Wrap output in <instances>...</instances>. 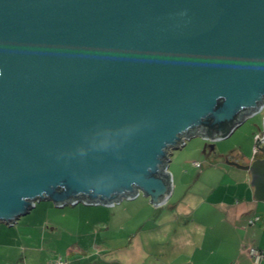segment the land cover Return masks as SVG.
I'll return each instance as SVG.
<instances>
[{
  "label": "water",
  "instance_id": "water-1",
  "mask_svg": "<svg viewBox=\"0 0 264 264\" xmlns=\"http://www.w3.org/2000/svg\"><path fill=\"white\" fill-rule=\"evenodd\" d=\"M264 102V0H0V221L171 194L182 137ZM264 130V116L262 118ZM247 164L264 201V145Z\"/></svg>",
  "mask_w": 264,
  "mask_h": 264
},
{
  "label": "crops",
  "instance_id": "crops-1",
  "mask_svg": "<svg viewBox=\"0 0 264 264\" xmlns=\"http://www.w3.org/2000/svg\"><path fill=\"white\" fill-rule=\"evenodd\" d=\"M199 142L192 153L202 159L192 158L188 169L182 166L178 189L173 174L176 197L158 205L154 216H145L131 228V218L140 213L131 208L132 202L107 208L106 216L78 208L73 213L78 221L63 228L61 253L49 264L59 256L67 264H264V257L254 263L248 253L250 246L264 251V202L253 198L249 170L231 163L247 164L258 155L230 159L212 143L202 149ZM216 214L219 218L214 221ZM256 215L260 218L248 223ZM52 224L51 233L58 229Z\"/></svg>",
  "mask_w": 264,
  "mask_h": 264
},
{
  "label": "rangeland",
  "instance_id": "rangeland-1",
  "mask_svg": "<svg viewBox=\"0 0 264 264\" xmlns=\"http://www.w3.org/2000/svg\"><path fill=\"white\" fill-rule=\"evenodd\" d=\"M263 116L264 108L261 111L246 117L245 120L225 138L208 139L200 135H194L185 140V144L182 147L173 149L171 161L170 156L168 161V172L171 176V198L169 196L166 201H172L176 197L178 183L180 182V169L182 166L186 165V168L188 169L192 158H201L198 155L197 158H195L192 153L193 146L197 143L198 145L200 144L199 139L202 141V149L205 144L210 145L212 143L216 149L219 148L220 151L227 152L230 159L237 158L239 160L240 155H245L246 158H249L254 147L255 135L262 130ZM194 141L195 143L192 144ZM259 154L260 152L258 155ZM204 157L205 156L203 155V158ZM193 171L195 174L197 169H194ZM173 174L175 175V186L177 188L174 193ZM212 177L218 180L217 175L212 174ZM205 180L206 179H199L198 181L203 183ZM181 183L183 184V182ZM215 198L216 197L214 196V199ZM128 202H132L131 208L140 210V213L137 216L134 214L131 218V228H136L145 216L149 217L155 215V208L157 206H154L150 202L149 197L141 192L133 199H122L113 205H86L78 202L74 205L67 204L58 207L55 206L51 200L40 199L35 202L34 207L31 208L29 213L21 215L13 224L9 225L0 221V264H49V261L53 260L55 255L61 253V251L58 250L61 249L60 247L65 241L63 228L70 227L72 223L78 221L77 216H73V213L78 211V208H92L94 211L98 210L100 215L106 216L107 208L126 204ZM61 210H63V212H69L66 215L65 213L60 214L54 212ZM199 213L200 211L198 214ZM205 215L207 214L205 213ZM218 218L219 215L216 214V217L214 216V221H217ZM205 219L207 220V217H205ZM50 223H53L52 225L58 227L57 230L55 229L53 231L54 233L48 231L50 229ZM218 227L216 228L219 233L220 229Z\"/></svg>",
  "mask_w": 264,
  "mask_h": 264
},
{
  "label": "built area",
  "instance_id": "built-area-1",
  "mask_svg": "<svg viewBox=\"0 0 264 264\" xmlns=\"http://www.w3.org/2000/svg\"><path fill=\"white\" fill-rule=\"evenodd\" d=\"M263 108H264V102L261 103L258 111H256V112L261 111ZM256 112H252L250 115H252V114H254ZM182 139H183V144H180L181 146H183L185 144V140H187L189 138L182 137ZM255 139H259L260 140V145H264V130H261V132L256 134L255 135ZM258 151H259L258 146L254 145L253 150H252V157H254L257 154ZM194 163L197 166L199 165V162H194ZM167 170H168V168H167ZM115 203H118V202H114L113 204H115ZM259 218H260V216H258V215L250 217V218H248V223H253L255 220H258ZM248 253H249V255L252 258L254 263H258L264 257V251L260 250L258 248H255L253 246L249 247ZM51 264H67V260L65 258L59 256Z\"/></svg>",
  "mask_w": 264,
  "mask_h": 264
},
{
  "label": "flooded vegetation",
  "instance_id": "flooded-vegetation-1",
  "mask_svg": "<svg viewBox=\"0 0 264 264\" xmlns=\"http://www.w3.org/2000/svg\"><path fill=\"white\" fill-rule=\"evenodd\" d=\"M259 152H260V151H258L257 154H256L255 156H257ZM258 156H261V152H260V154H259ZM258 156H257V157H258Z\"/></svg>",
  "mask_w": 264,
  "mask_h": 264
}]
</instances>
